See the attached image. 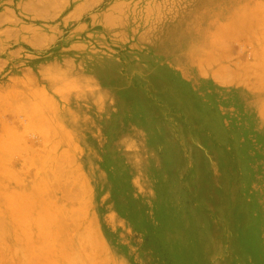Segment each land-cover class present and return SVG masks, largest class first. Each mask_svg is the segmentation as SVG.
<instances>
[{"label": "rangeland", "instance_id": "374dc122", "mask_svg": "<svg viewBox=\"0 0 264 264\" xmlns=\"http://www.w3.org/2000/svg\"><path fill=\"white\" fill-rule=\"evenodd\" d=\"M106 5L0 46V264H264V0Z\"/></svg>", "mask_w": 264, "mask_h": 264}, {"label": "crops", "instance_id": "0c3cea01", "mask_svg": "<svg viewBox=\"0 0 264 264\" xmlns=\"http://www.w3.org/2000/svg\"><path fill=\"white\" fill-rule=\"evenodd\" d=\"M66 1L69 3L72 0H18V15L16 11L13 13H4L7 18L9 17L17 20V22H14L17 25L14 24L15 27H13L16 29L12 32L9 28L8 31L3 32L0 46L4 48L6 43L10 41V39H13L19 44V47L15 49L14 52H12V56L25 55L24 49L22 47L23 45L31 47L32 50L38 53H42L44 51L47 54L51 53V50H53V45L56 39L59 37L61 26L64 24L70 26L73 20H75L80 15L82 10L91 11V9H93L92 4H97L98 2H102L103 4L108 2V5H106L100 12V17H102L105 22V24L102 22L104 26L106 25L107 16L111 18L113 16V18H115V23L118 22V19H121L120 15L117 17L118 3L121 0H73L74 4L72 5L73 7L72 11L70 12L71 14L66 16L63 22H59V11L65 6L64 3ZM30 16H33L37 20L36 28H29L23 22L24 17L27 18ZM104 29L108 34L113 33L115 36L118 35L117 29L113 30L112 32L111 26H108V28L106 27ZM2 65H5L4 62L0 63V68ZM70 65L71 64L69 61H66L62 64V62H60L57 58H51L50 60H46L44 62L41 61L32 66L25 65L28 66L26 67L28 69H21L19 73L14 74L12 77V82L16 81L14 79L17 77L22 80L23 76H25L31 81L30 86H33L32 81L37 82V79L40 77L41 73L44 74L50 72L52 79L57 77V74L59 73V67L66 68L63 70L65 72H62L61 74L70 76L72 74V72L69 70ZM10 82L11 81H8V83ZM51 88V94L48 92L50 96L52 98H58V95L54 93L55 86H51ZM65 97H69V94L65 95Z\"/></svg>", "mask_w": 264, "mask_h": 264}]
</instances>
